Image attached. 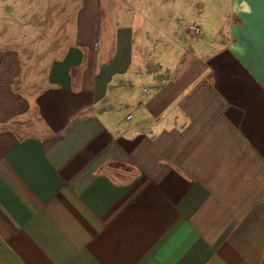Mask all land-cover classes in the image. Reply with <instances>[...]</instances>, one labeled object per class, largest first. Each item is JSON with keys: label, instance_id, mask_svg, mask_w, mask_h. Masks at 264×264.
Listing matches in <instances>:
<instances>
[{"label": "crops", "instance_id": "obj_1", "mask_svg": "<svg viewBox=\"0 0 264 264\" xmlns=\"http://www.w3.org/2000/svg\"><path fill=\"white\" fill-rule=\"evenodd\" d=\"M34 1L62 35L27 82L0 51V264H264V0Z\"/></svg>", "mask_w": 264, "mask_h": 264}, {"label": "rangeland", "instance_id": "obj_2", "mask_svg": "<svg viewBox=\"0 0 264 264\" xmlns=\"http://www.w3.org/2000/svg\"><path fill=\"white\" fill-rule=\"evenodd\" d=\"M13 2L0 0V51L15 47L26 50L28 56L22 60V73L23 82H27L28 72L43 74L48 67L51 59L46 54L59 44L62 27L52 24L56 12L52 15V11L40 10V1L17 0L16 9ZM39 19L44 22L40 24Z\"/></svg>", "mask_w": 264, "mask_h": 264}, {"label": "built area", "instance_id": "obj_3", "mask_svg": "<svg viewBox=\"0 0 264 264\" xmlns=\"http://www.w3.org/2000/svg\"><path fill=\"white\" fill-rule=\"evenodd\" d=\"M189 29L193 33V35H195V36L199 35V33H200V29L197 26L192 25L189 27ZM128 118L130 119L131 116H128Z\"/></svg>", "mask_w": 264, "mask_h": 264}]
</instances>
